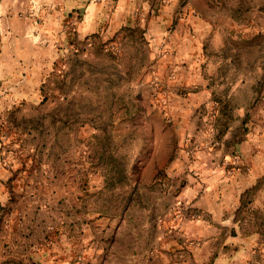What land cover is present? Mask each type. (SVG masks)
Segmentation results:
<instances>
[{"label":"rangeland","instance_id":"obj_1","mask_svg":"<svg viewBox=\"0 0 264 264\" xmlns=\"http://www.w3.org/2000/svg\"><path fill=\"white\" fill-rule=\"evenodd\" d=\"M247 141L264 0H0V264H264Z\"/></svg>","mask_w":264,"mask_h":264},{"label":"crops","instance_id":"obj_2","mask_svg":"<svg viewBox=\"0 0 264 264\" xmlns=\"http://www.w3.org/2000/svg\"><path fill=\"white\" fill-rule=\"evenodd\" d=\"M187 35H188L187 31L184 30L182 26L178 27V29L175 30V32L171 36L172 42L175 41V39H178V46L176 45V43H174L172 45V47H173V49H176V50L178 49V70H180L179 74L182 75L186 72L190 73L191 76L193 77V79H191L190 81H192L194 83V85H198V84L202 83V80H200L198 77L199 70H197V69H200V65L193 63V61H191V60L198 59L200 57V54L197 52H196V54H198V55L191 54V51H193L192 48L187 47L184 44V42H182V39ZM184 46H185V48H184ZM183 68H187V69L184 70ZM193 74H194V76H193ZM195 83H198V84H195ZM204 92H205L204 89L202 87H199L197 89V91L195 92L196 98H199L200 95L205 97ZM250 148H253V142L249 143V141H247L246 143L242 144V146H240V149L242 151H245L248 153L250 152ZM246 159H248V161L252 162L251 174L249 175L248 178H246V181H245L246 185H249V184L254 183L256 181L257 177L261 176V174H263L264 171H263V168L261 165V161H259L257 156L253 157L249 153V155L246 156Z\"/></svg>","mask_w":264,"mask_h":264}]
</instances>
